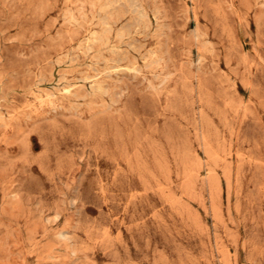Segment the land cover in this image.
<instances>
[{"label":"rangeland","instance_id":"1","mask_svg":"<svg viewBox=\"0 0 264 264\" xmlns=\"http://www.w3.org/2000/svg\"><path fill=\"white\" fill-rule=\"evenodd\" d=\"M0 264H264V0H0Z\"/></svg>","mask_w":264,"mask_h":264}]
</instances>
